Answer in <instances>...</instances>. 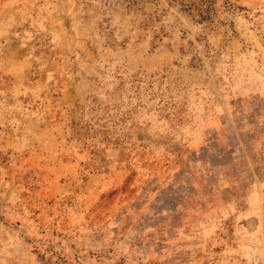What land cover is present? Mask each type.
Masks as SVG:
<instances>
[{"label":"rangeland","instance_id":"1","mask_svg":"<svg viewBox=\"0 0 264 264\" xmlns=\"http://www.w3.org/2000/svg\"><path fill=\"white\" fill-rule=\"evenodd\" d=\"M0 264H264V0H0Z\"/></svg>","mask_w":264,"mask_h":264}]
</instances>
